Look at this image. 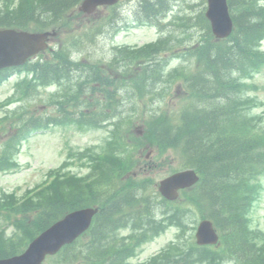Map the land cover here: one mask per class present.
Wrapping results in <instances>:
<instances>
[{
  "label": "trees",
  "instance_id": "1",
  "mask_svg": "<svg viewBox=\"0 0 264 264\" xmlns=\"http://www.w3.org/2000/svg\"><path fill=\"white\" fill-rule=\"evenodd\" d=\"M13 1L0 0L4 3V6L0 5V27L14 25L25 28L34 25V21L38 23V28L62 24L70 18L65 15L81 0H19L12 9ZM169 2L170 0H140V6L151 17L161 14L168 8ZM229 2L234 10L236 8V12H232L235 29L223 41L214 38L203 11L196 16L179 17L185 21L186 33L192 34L187 20L197 21L206 30L199 43L185 46L182 51L184 55L193 53L197 66H184L172 81L183 82L186 87V104L178 111V120L170 119L165 110L151 112L152 116L146 120L148 139L157 141L164 149L170 146L179 149L187 164L197 167L202 174V181L186 190L185 195L189 201L175 205V221L179 225L187 207H192L193 204L214 221L222 234L223 245L219 249L198 246L192 238L182 240L186 228L180 225L181 236L173 246L177 264L195 261L222 264V259L230 255L237 258L239 264L240 261L241 264H264V231L250 224L248 210L246 211L259 194L257 182L264 170V123L252 111L256 98L249 93V90L259 89V85L246 80L252 79L254 72L264 65V51L259 48L264 37V7H258L256 0ZM163 42L164 37L138 48L128 47L132 62H147L144 65L145 73L141 72L140 78L135 79L141 100L146 95L145 84L151 80V67L158 66L161 76L169 72L165 70L163 59L158 60L159 55L163 58ZM74 44H77L76 40ZM182 53L179 58L183 57ZM44 57L46 56L25 66L28 74L33 72V75L17 83L15 93L20 98L29 95L40 85L46 86L52 82L60 84L59 89L63 94H59V97L74 98L85 90L83 84L91 81V76L87 75L78 85L71 83L70 75L76 62L71 60L70 52L64 46L55 50L51 59L44 60ZM10 72L0 70V82ZM65 78L69 81L68 84L65 83ZM93 78H100V75ZM156 80L157 78L152 79L153 82ZM15 97L18 96L9 99ZM56 102L63 115L55 121H74L71 110L73 105L65 100L57 99ZM19 109L20 107L17 108ZM26 112L25 109L23 112H14L17 121L26 122L23 126L42 124L40 117H26ZM82 115L85 113L82 112ZM24 135L25 133L20 135L18 130L15 137L7 142L8 147L12 148L11 153L16 149V138ZM8 154L0 159V169L15 165L14 159ZM129 160L120 159L124 163L114 168L122 166L120 168L127 169ZM106 176L109 177L108 174ZM95 187L93 184L82 187L79 180L73 177H57L50 185L35 190L28 197H20L17 193L3 194L0 197V217L12 222L19 230L22 227L24 236L20 244H0V257L17 253L22 244L34 237V232L49 225L53 219L73 207L100 202L103 207L97 217L106 218L110 215L109 209L105 207L106 200L94 194ZM127 197L126 202L131 204L133 195ZM120 205L121 202L114 207ZM98 222L102 220L99 219ZM5 239V236H1L0 242ZM15 239L11 237V240ZM70 250L74 256L75 246H70Z\"/></svg>",
  "mask_w": 264,
  "mask_h": 264
},
{
  "label": "rangeland",
  "instance_id": "2",
  "mask_svg": "<svg viewBox=\"0 0 264 264\" xmlns=\"http://www.w3.org/2000/svg\"><path fill=\"white\" fill-rule=\"evenodd\" d=\"M171 1L168 8L158 17L147 16L140 6V0H134V10L131 8L132 0H120L114 5H102L89 15H81L77 10H73L66 22L54 25L60 32L51 41L52 47L61 43L68 50L77 49L74 54L79 55L77 60L73 58L76 62V71L70 75L71 83L78 84V81L87 75L91 77L101 75L108 83L104 86L99 84L94 86L95 84L91 82L84 83L85 90L74 98L59 97V94L63 92L57 90V86L39 87L35 93L26 98L25 103L30 108L29 112L40 116V120L47 127L33 132L27 140L23 141L17 156L21 164L20 168L12 166L7 170H0V197L6 193L5 190H13L18 195H22L28 188L42 182L49 168L64 164L67 157L70 161L68 170L87 174L91 170L90 167L85 166L86 162L90 164L91 161L101 158L97 155L98 153L110 154L118 151L119 157H124L125 151L129 148L125 146L128 145L127 143L137 144L136 158L149 162L150 166L145 167L143 171L152 175L156 181L173 169L186 164V158L174 148L162 150L156 141L148 139L145 134L146 120L152 116L151 112L165 110L170 119L178 120L180 114L178 111L182 110L183 105L186 104L184 102L186 87L183 82L172 81L184 66L196 65L193 53L184 55L182 51L185 46L199 43L206 32L197 21L187 20L192 34L186 33L185 21L179 17L196 16L206 8L207 0ZM122 8L132 10V16L123 15ZM162 36L164 37L162 46L165 49L162 53L163 58L159 55L158 60L163 59L165 70L173 68L166 75L161 76L158 72L159 67L153 65L151 74L149 73L151 80L145 84L146 95L141 100L135 79L140 78L147 62L145 60V62H132L126 44L139 45ZM74 40L77 44H74ZM181 53L183 57L180 59ZM53 54V50L50 51V56ZM114 60L115 62H112ZM154 78H157L155 82L152 81ZM15 80L10 79L0 84V101L13 93ZM251 80L259 85V89L249 90V93L256 98L252 111L264 123V65L259 71L254 72ZM89 86L92 89L88 88ZM114 86H117L119 92L117 97L108 93V91L114 93ZM57 99L71 103L77 112L83 108L86 111L94 110L93 119L98 125L81 127L73 123L61 125L49 123L48 117L50 120H57L63 115V111L55 105ZM16 106L17 104L12 108ZM8 109V107L0 106V118ZM109 115L116 117V120L108 119L106 123ZM13 119L14 115H11L0 127V157L7 156L8 148L4 150L5 140L15 133V128L10 127ZM107 137L108 151L105 152L103 149ZM120 139L123 146H119ZM149 149H153V152L147 159L145 154L147 155ZM84 150L91 156L83 158L80 153ZM9 156L12 157V155ZM259 180L262 184L259 195L248 207L247 215L251 225L264 229V171L259 175ZM196 211L200 213V210L193 206V214L184 217L179 225L164 224L165 227L161 228L162 230L153 239L144 241L138 247L141 255L147 257L159 252L173 238L178 241L181 236L178 232L181 226L186 228L182 240L193 239L192 234L194 235L199 222ZM100 246L101 244H98V247ZM189 264L204 263L195 261Z\"/></svg>",
  "mask_w": 264,
  "mask_h": 264
},
{
  "label": "water",
  "instance_id": "3",
  "mask_svg": "<svg viewBox=\"0 0 264 264\" xmlns=\"http://www.w3.org/2000/svg\"><path fill=\"white\" fill-rule=\"evenodd\" d=\"M118 0H84L82 9L90 13L98 4H112ZM207 16L211 20L214 33L218 37L227 36L232 31V18L229 13L227 0H208ZM50 32L29 33L14 29H0V66L19 64L28 57L46 47V40ZM197 179L193 169L181 171L169 179L162 181L161 190L170 197L180 185L192 183ZM97 208L88 207L68 213L63 219L56 222L49 229L37 237L29 249L22 255L13 258L1 259L0 264H35L47 252L58 250L64 243L73 241L82 231L90 225L92 216ZM198 243H213L218 235L210 220L201 222L197 231ZM36 260H38L36 262Z\"/></svg>",
  "mask_w": 264,
  "mask_h": 264
},
{
  "label": "flooded vegetation",
  "instance_id": "4",
  "mask_svg": "<svg viewBox=\"0 0 264 264\" xmlns=\"http://www.w3.org/2000/svg\"><path fill=\"white\" fill-rule=\"evenodd\" d=\"M141 217L136 216H118L108 215V231L105 237L108 239V244L119 245L121 242L134 244L138 239L145 237L144 229L150 228V225L143 222L136 223Z\"/></svg>",
  "mask_w": 264,
  "mask_h": 264
},
{
  "label": "clouds",
  "instance_id": "5",
  "mask_svg": "<svg viewBox=\"0 0 264 264\" xmlns=\"http://www.w3.org/2000/svg\"><path fill=\"white\" fill-rule=\"evenodd\" d=\"M131 8H132V10L135 9L134 0H132ZM132 10H128L127 8H122L121 12L123 15H127V16L131 17L132 16Z\"/></svg>",
  "mask_w": 264,
  "mask_h": 264
}]
</instances>
